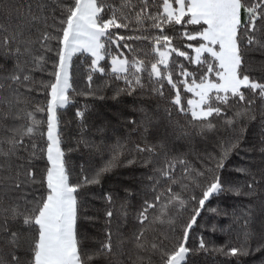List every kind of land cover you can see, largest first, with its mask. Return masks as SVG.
I'll use <instances>...</instances> for the list:
<instances>
[{
    "label": "snow or ice",
    "instance_id": "obj_1",
    "mask_svg": "<svg viewBox=\"0 0 264 264\" xmlns=\"http://www.w3.org/2000/svg\"><path fill=\"white\" fill-rule=\"evenodd\" d=\"M105 90L117 102L134 98L127 134L106 139L102 125L88 136L87 109H77L80 137L69 151L83 147L97 163L76 173L62 110L73 95L103 100ZM253 125L255 143L245 148ZM234 155L247 163L225 179ZM138 163L144 171L123 196L104 194L102 236L82 232L81 192ZM221 195L238 203L223 212L227 225H213L229 237L217 245L198 218ZM210 256L264 264V0H0V264Z\"/></svg>",
    "mask_w": 264,
    "mask_h": 264
},
{
    "label": "trees",
    "instance_id": "obj_2",
    "mask_svg": "<svg viewBox=\"0 0 264 264\" xmlns=\"http://www.w3.org/2000/svg\"><path fill=\"white\" fill-rule=\"evenodd\" d=\"M255 59H259L256 54H253ZM259 67V65H255ZM96 83H100L99 80ZM85 79H84V67L79 61L74 63V87L78 91H85ZM105 99L101 100L95 97H85L83 95H73V104L70 105L65 110H62V126L65 138V150L66 158L69 161V166L79 172V165L88 161L89 166H95L97 159L93 158L89 152H87L83 147L78 150L69 151V149H76V141L80 137V126L78 118L75 116L77 109H84L85 111V123L88 128L86 135L94 136L97 127L106 126L108 131L105 138H109L113 135L118 137H123L127 134V127L124 123L125 119L131 114V107L133 105L132 97L123 96L120 98L121 102L113 100L112 92L105 90L103 92ZM163 105L164 102L160 101ZM247 138L243 147H251L255 143V125L249 129L246 134ZM97 141L100 137L96 136ZM136 138L133 137V140ZM112 141L109 139V143ZM214 141L210 140L208 142V150H212ZM253 156L255 153H241V156ZM124 160V157L121 158ZM247 163V160H241L237 156H232L226 163V167L222 171L221 175L225 179H236L237 174L232 171V168L237 165ZM41 169L43 168V163L38 165ZM144 169L139 166V163L132 168L125 167L123 164L114 168L111 173L105 174L99 184H93L86 187L80 194V199L83 202L82 219L80 222L81 231L88 234L91 237L99 238L102 236L103 226H104V212L107 207L104 200L105 193H118L123 196V188L129 186L132 182V177L134 175H139ZM238 201L227 195H221L219 197L211 199L206 203L205 210L201 212V216L198 218V224L202 226L199 231H204L206 238L210 239L213 243L219 245L227 240L229 237L224 234L222 235L218 231L213 233L211 231L213 225L218 228L223 227L229 223V220L223 216L224 211H231L233 206L237 204ZM216 208L218 213L209 211V209ZM190 215L186 213L187 217ZM84 216L93 217V220L88 221L83 219ZM198 264H224L223 257H200L198 258ZM240 264H259L258 257L245 258Z\"/></svg>",
    "mask_w": 264,
    "mask_h": 264
}]
</instances>
